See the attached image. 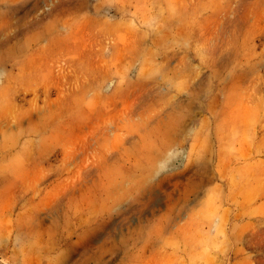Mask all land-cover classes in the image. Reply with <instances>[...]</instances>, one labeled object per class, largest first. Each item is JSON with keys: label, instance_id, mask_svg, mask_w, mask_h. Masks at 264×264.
Segmentation results:
<instances>
[{"label": "rangeland", "instance_id": "obj_1", "mask_svg": "<svg viewBox=\"0 0 264 264\" xmlns=\"http://www.w3.org/2000/svg\"><path fill=\"white\" fill-rule=\"evenodd\" d=\"M130 98L149 114L178 98L172 118L201 108L195 126L212 137L201 148L208 161L193 172L200 194L182 205L191 220L166 229L137 259L149 240L137 232L164 225L169 213L146 215L145 202L123 216L131 227L129 263L264 264V0H0V181L18 182L0 194V264L66 258L51 217L25 224L45 193L38 198L22 185L18 163L35 173L43 160L52 170L53 161H63L67 133L92 131L127 111ZM136 214L139 222L131 221ZM96 246L64 264H100Z\"/></svg>", "mask_w": 264, "mask_h": 264}, {"label": "bare ground", "instance_id": "obj_2", "mask_svg": "<svg viewBox=\"0 0 264 264\" xmlns=\"http://www.w3.org/2000/svg\"><path fill=\"white\" fill-rule=\"evenodd\" d=\"M177 99L170 102V111L149 114L148 111L138 112L139 104L137 105V102L130 98L127 111L117 114L114 118H105L103 124L97 125L92 131L81 129L80 126L76 127L70 135L67 133L66 140L69 142L65 143V147H61L63 161H53L50 171L43 169V160L42 163L39 162L40 164L36 163L35 173L30 169L27 170L25 161L18 163L20 168L17 166L16 173L21 177L22 185H27L28 190L38 198L45 193L43 201L30 206L25 216V224L28 226L36 222L43 223L51 217L56 223L51 230L52 238L57 237L59 242L66 246V258H64L67 261L72 256H76L82 248L98 243L95 250L100 258L98 261L100 264H113L118 258L121 259L122 264H130L133 253L130 241L131 227L127 217L123 219V216L132 211V205L139 206L141 203L144 205L146 202L149 205L144 211L146 215L156 217L162 209L169 213L164 225L159 227L157 225L147 231L143 227L137 232L139 238H145L142 235L146 233L149 240L143 244L140 252L135 254L136 258H143L154 250L157 240L166 229L177 227L190 216L182 205L185 202H191L192 197L197 196L198 198L200 190L197 181L199 178L193 172L197 170L196 165L200 167L209 159L207 150L201 148L208 143V138L211 140L210 129L207 130V127L197 129L195 126L197 115L202 112L200 114L202 116L204 110L200 108L197 114L191 107L176 118H172L175 110L180 108V102ZM209 118L210 113L203 120L206 125ZM17 122L18 120L13 119L9 125L7 124V130L15 129ZM74 136L77 138L75 139ZM111 137L114 138L113 143L110 142ZM188 143L189 149H187ZM96 154L99 155V161H93ZM181 180H189V183L184 185L180 182ZM153 181L162 183L165 191L152 187L150 184ZM173 181L175 182L172 183ZM14 182L12 180L0 181V194L8 191L11 186L17 185L18 182ZM175 203L180 206L177 211L173 209ZM13 206L7 205V211ZM131 221L139 222L137 214L131 217ZM1 239L0 235V241ZM64 258H58L56 261L58 263L50 264H64Z\"/></svg>", "mask_w": 264, "mask_h": 264}]
</instances>
